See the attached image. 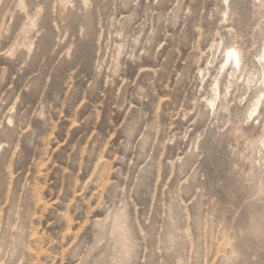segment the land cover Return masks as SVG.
<instances>
[{
  "label": "rangeland",
  "instance_id": "rangeland-1",
  "mask_svg": "<svg viewBox=\"0 0 264 264\" xmlns=\"http://www.w3.org/2000/svg\"><path fill=\"white\" fill-rule=\"evenodd\" d=\"M65 1L0 0V264H264V0Z\"/></svg>",
  "mask_w": 264,
  "mask_h": 264
},
{
  "label": "bare ground",
  "instance_id": "bare-ground-1",
  "mask_svg": "<svg viewBox=\"0 0 264 264\" xmlns=\"http://www.w3.org/2000/svg\"><path fill=\"white\" fill-rule=\"evenodd\" d=\"M65 1V0H64ZM91 1V0H90ZM61 2H63V1H61ZM66 2V1H65ZM83 2H84V5H87V3H89L88 2V0H83ZM64 3V2H63ZM74 3V2H73ZM81 3V2H80ZM21 4H22V0H21ZM82 4V3H81ZM62 5V4H61ZM69 5V4H68ZM89 5V4H88ZM25 6V5H24ZM64 6V5H63ZM22 7V6H21ZM71 7H72V5H71ZM85 7V6H84ZM24 8V7H23ZM64 9H65V6L63 7ZM67 9V8H66ZM87 9H89V8H87ZM89 12V11H88ZM40 13V12H39ZM86 13V12H85ZM32 20V19H31ZM35 25V24H34ZM32 27H34V26H32ZM37 27V26H36ZM29 30V29H28ZM24 32V31H23ZM25 37V36H24ZM25 42H26V40H25ZM24 42V43H25ZM27 43V42H26ZM264 43V42H263ZM32 44V43H31ZM30 44V45H31ZM24 45H26V44H24ZM26 48H27V46H26ZM263 48H264V44H263ZM28 50V49H27ZM30 50V49H29ZM263 56H262V61L264 62V50H263V54H262ZM242 61H243V57H242V54H241V52H240V50H239V48H237V47H232V48H229V49H226L225 51H224V59H223V61H222V63H221V68H224L225 70H228V71H232V73L233 74H237V68L239 67L240 68V70H242ZM225 64V65H224ZM214 92H215V98H213L212 99V101H211V105H213V106H215V104H216V102H217V97H218V95L220 94V91H221V88H220V83H219V81H217V83H216V87L214 88V90H213ZM263 97H264V92L261 94ZM261 105H262V97L261 98H259L257 101H256V103H255V105H254V110L252 111V113H251V118L253 117V116H256V113L258 112V110H259V108L261 107ZM257 119H259L258 117L255 119V120H257ZM122 219V218H121ZM120 225V224H119ZM117 230V229H116ZM119 230H120V228H119ZM118 230V231H119ZM123 232V231H122ZM121 232V233H122ZM124 233V232H123ZM124 235V234H123ZM121 236V235H120ZM122 238V237H121ZM123 241H124V239H122Z\"/></svg>",
  "mask_w": 264,
  "mask_h": 264
}]
</instances>
